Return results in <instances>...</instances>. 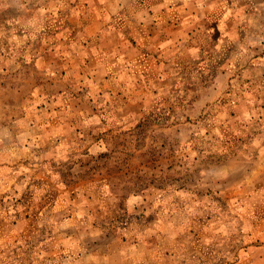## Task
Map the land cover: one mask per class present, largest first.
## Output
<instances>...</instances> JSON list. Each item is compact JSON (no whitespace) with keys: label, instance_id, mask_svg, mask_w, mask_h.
<instances>
[{"label":"rangeland","instance_id":"obj_1","mask_svg":"<svg viewBox=\"0 0 264 264\" xmlns=\"http://www.w3.org/2000/svg\"><path fill=\"white\" fill-rule=\"evenodd\" d=\"M64 1L0 0V264H33L41 242L34 253L51 256L50 264H151L156 256H165L162 264H235L239 251L252 243L247 236L255 219L247 214L251 195L237 192V184L243 186L258 145L264 146V0H235L231 7L238 22L249 20L244 30L252 58L232 76L230 104L198 103L195 98L210 91L194 89L199 81L191 74L185 89L169 93L151 115L127 129L103 132L67 160L53 149L66 145L65 138L48 134L53 131L54 6ZM198 77L206 81L210 74ZM50 165L58 167L53 176L60 192L83 176L107 178L96 188L118 196L98 218L112 249L88 257L101 234L88 232V217L73 214L65 194L54 211L47 207L50 200L55 203L49 198L53 186L37 174ZM38 192L40 213L32 209ZM28 222V231L41 232L21 235L16 227ZM5 226L19 233L6 235ZM67 248L74 250L71 255ZM84 257L90 262L82 263Z\"/></svg>","mask_w":264,"mask_h":264},{"label":"crops","instance_id":"obj_2","mask_svg":"<svg viewBox=\"0 0 264 264\" xmlns=\"http://www.w3.org/2000/svg\"><path fill=\"white\" fill-rule=\"evenodd\" d=\"M234 3L235 0H65L54 6L57 14L53 17L54 84L50 111L53 122L49 123L53 131L48 134L65 138L67 142L53 147L57 153H63L64 158H58L67 160L74 151L92 146L95 137L105 135L103 132L127 129L128 125L151 115L165 104L169 93L185 89V79L191 74L190 79L195 76L193 80L199 81L197 85L194 83V89L205 87L210 91L206 97L195 98L198 103L217 104L218 99H223L230 104L227 89L232 76L243 72L252 58L247 49L250 38L244 30L249 20L238 22L233 17ZM202 74H210V79L203 81L198 77ZM49 135L46 137L50 138ZM81 141L84 143L81 146L73 145ZM261 144L257 147L255 167L245 174L247 179L241 181V188L237 184V192L251 195L247 214L255 219L250 222L251 236H247V241L252 243L239 251L235 264H264V146ZM7 161L2 164L6 166L10 162ZM52 165L37 174L53 186L49 198L55 203L50 200L47 207L54 211L53 207L60 205L56 202L62 201L65 194L73 203L70 205L73 214L88 217L85 221L88 232L101 234H98L101 240L98 247L89 248L88 257L101 255L103 248L112 249L110 242L103 240L104 226L98 218L111 210L108 202L118 196L96 188L106 185L107 178L83 176L69 186L61 180L66 187L60 192L53 176L58 167ZM35 196L36 205L32 209L37 208L40 213L42 196L40 192ZM29 223L17 226V231L25 237L41 232L40 228L28 231ZM2 230L6 235L19 233L8 226ZM46 245L53 247V239ZM42 246L43 242L33 250V264H50L53 259L38 258L40 254L34 251H41ZM73 251L67 248L65 253L71 255ZM85 259L82 258V263ZM164 259L165 256H156L151 262L162 264ZM86 261L90 262L88 258Z\"/></svg>","mask_w":264,"mask_h":264}]
</instances>
